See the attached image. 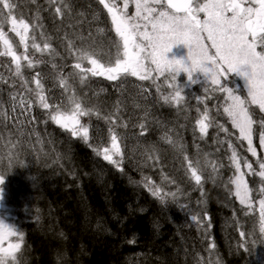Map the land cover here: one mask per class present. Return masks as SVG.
I'll return each mask as SVG.
<instances>
[{"label": "trees", "instance_id": "obj_1", "mask_svg": "<svg viewBox=\"0 0 264 264\" xmlns=\"http://www.w3.org/2000/svg\"><path fill=\"white\" fill-rule=\"evenodd\" d=\"M14 2V14L35 25L32 35L36 42L41 46L47 42L53 49L41 54L29 48V54L41 61L35 68L23 69L29 86L35 87L34 73L45 72L49 76L45 93L56 87L58 96L55 102L48 94L51 104L68 108L69 97L75 94L100 112V118H82L90 129L92 148L52 123L39 105L33 113L38 142L20 140L6 114V101L24 97L34 102L35 97L14 76L10 58L0 57V205L5 207L0 209V219L24 237L20 264H264V233L260 232L257 209L264 182L245 169V179L253 190V207L239 204L229 183L235 170L230 167L228 144L250 162L256 158L236 139L238 133L221 114L224 95L205 91L211 87L182 77L175 82L161 77L155 84L145 80L142 88L148 93V110L144 115L148 118L135 124L137 130L132 134L134 126L112 87L103 85L95 95L87 86L96 77L89 76L81 83L79 76H69L75 71L72 65L76 60L66 48L68 40L77 48L94 52L102 63L116 58L114 45L110 49L108 43H101L100 31L78 17L85 8L104 13L96 0H66L70 11L63 18L55 14L48 0ZM5 31L13 43L19 41L7 25ZM16 51L24 49L19 45ZM84 67H89L87 62ZM62 76L68 80V91L59 84ZM193 80L198 79L194 76ZM222 82L244 97L235 77L227 76ZM173 84L179 85L184 97L179 105L162 99L173 91ZM205 109L213 126L201 138L195 121ZM253 111L254 118L260 119L258 110L253 107ZM108 115L117 120L115 130L123 138L124 158L119 168L93 151L109 142L113 125L104 118ZM141 124L145 125L143 135ZM176 143L184 146L183 154L173 146ZM254 144L260 153L257 132ZM185 156L198 161L202 187L190 178ZM145 178L161 191L163 201L153 196ZM212 187L216 188L213 194ZM207 201L213 205L206 206ZM192 215L200 218L199 225ZM241 232L245 235L240 236Z\"/></svg>", "mask_w": 264, "mask_h": 264}, {"label": "snow or ice", "instance_id": "obj_2", "mask_svg": "<svg viewBox=\"0 0 264 264\" xmlns=\"http://www.w3.org/2000/svg\"><path fill=\"white\" fill-rule=\"evenodd\" d=\"M48 2L55 14L61 18L70 11L66 0ZM99 3L107 10L112 29L118 38L113 42L116 58L114 62L102 63L95 57L94 52L77 48L68 40L66 48L76 60L72 65L75 71L69 73V76H79L81 83L89 76L104 77L110 81L122 76H133L142 81L152 80L155 84L158 77L168 79L170 76L171 81L175 82L181 72L186 73L188 79L195 83L193 74L203 73L212 86L205 91L226 93L223 112L230 119L231 127L238 133L236 139L246 142V151L256 158L250 162L248 158L241 157L231 143L228 144L231 149L230 167L235 170L229 183L234 187V195L239 204L252 208L253 190L245 179L244 170H247V174L259 176L264 182V155L258 152L254 144L258 126L259 148L264 150V116L255 119L253 111L254 106L264 114V0H123L122 4L120 0H99ZM130 3L135 6L134 15H129ZM15 8L14 0H0V57L10 58L15 66L14 76L21 79L27 92L34 94V102L47 112L52 123L92 148L90 129L82 122V118L93 115L100 118V112L85 105L75 94L69 97L71 106L68 108L51 104L45 95L42 74L37 72L33 76L34 88L29 86L28 79L24 77L25 66L32 69L41 63L29 54V48L41 54L51 53L53 49L47 42L42 46L36 42L35 35H32L35 25L18 18L14 14ZM6 25L19 38L20 46L24 49L22 53L16 51L8 32L5 31ZM180 44L187 47L190 64L182 59L168 58L167 53ZM84 62L89 67H84ZM242 66H246V70L241 71ZM228 73H238L246 79V97L222 86L223 77ZM59 84L65 91L69 90L68 80L63 76ZM172 87L173 91L163 95L162 99L166 104L179 105L184 99L181 89L178 84H173ZM20 105L22 113L31 106L26 99H21ZM104 118L113 125L109 130V142L106 146L93 148V151L119 168L124 158L121 147L123 138L115 130L117 120L111 115ZM195 123L201 138L206 136L208 129L213 126L207 109ZM218 127L229 136L232 135L223 125ZM140 128L141 134H145V125L141 124ZM173 146L183 154L182 144L176 143ZM146 155L148 159L152 158L150 154ZM184 159L187 161L190 178L197 186L202 187L203 173L197 167L198 161H192L187 156ZM254 164L258 166V170ZM212 167L215 170L217 165L213 164ZM145 182L153 196L163 201L161 191L147 183V178ZM2 183L3 178H0V184ZM259 194L262 197L259 199L260 232L264 233V187L259 189ZM171 195L175 197V193ZM191 218L200 224L197 215H192ZM244 235V232L240 233V236ZM13 239L15 242H12ZM23 241L22 234L0 221V264H20Z\"/></svg>", "mask_w": 264, "mask_h": 264}, {"label": "rangeland", "instance_id": "obj_3", "mask_svg": "<svg viewBox=\"0 0 264 264\" xmlns=\"http://www.w3.org/2000/svg\"><path fill=\"white\" fill-rule=\"evenodd\" d=\"M120 2L122 4L123 0H120ZM84 10H85L84 13H81V14L79 13L80 16L78 15L79 19L81 20V23L86 22L88 27L98 29L100 31L101 43H108L110 46V49H112L114 45L113 42L118 40V38L116 37L114 30L112 29L110 16L107 15L106 13H100L99 9L97 8H93V9L85 8ZM128 12H129V15L135 14V6L133 3L129 4ZM107 28L109 29L107 30ZM187 55H188V49L183 44L175 45L172 48V50L167 53V56L169 59H182L184 60L186 64H190V61L187 59ZM244 70H246V66H242L241 71H244ZM35 74L36 73H34V75ZM194 76L196 77V79H198L196 83L202 82L212 87L209 84L210 81L205 77L203 73L196 72L193 74V77ZM227 76H233L236 78V80L239 82L241 86L240 89L242 90L244 97H246L247 96L246 79L242 77L241 75H239L238 73H228L225 77H223V80L226 79ZM178 77L186 78L187 79L186 81L188 82L190 81L188 79L187 74L184 72H181ZM159 78L161 77H158V79ZM144 81L145 80L142 81V80H139L137 77H133V76H122L115 81H110L104 77L97 76L96 79H94V81L88 83L87 90L89 92H92L95 95H98L101 92L100 89L102 88L103 85L112 87L114 90V93H116L119 96L118 98L121 101V107H123V109L127 112V115L130 118L131 127L134 126L133 132H132V134H134L137 130V126L135 124L148 118L147 115H144L145 112L148 110L147 109V98H146L148 96L147 95L148 93L142 88L143 87L142 82ZM182 83L185 85L186 82H181V84ZM222 86H224L223 82H222ZM55 91H56V87L51 89V91L49 90L48 94L50 95L51 101L56 102L58 99V96L55 93ZM219 92L222 94V96L224 95V99L221 103V107H222L221 114L227 119L228 123L231 124L230 119L223 112V108L226 106L225 101L227 99V95L226 93H223L221 91ZM21 99H24V97L22 98L12 97L6 101V106H7L6 114L9 118V122L11 124L12 129L14 130V132L16 133V135L18 136L20 140H26L31 143L38 142V139L35 136L34 115H33L34 110L38 104L37 103L32 104V106H30L26 111L22 113L21 105H20ZM260 114L264 116V114L262 113ZM1 116H2V109L0 108V117ZM258 135H259V128L257 126V136ZM244 143L246 144V142ZM258 147H259V141H258ZM260 153L261 155H264V150L260 149ZM133 157L135 156L133 155ZM0 209L2 210L5 209L3 204L2 206L0 205ZM257 209L259 211V204H258ZM5 246H7V243L5 244Z\"/></svg>", "mask_w": 264, "mask_h": 264}, {"label": "bare ground", "instance_id": "obj_4", "mask_svg": "<svg viewBox=\"0 0 264 264\" xmlns=\"http://www.w3.org/2000/svg\"><path fill=\"white\" fill-rule=\"evenodd\" d=\"M14 46H15V48L16 49H18V46L20 45V43H19V41H14ZM41 74H42V80H43V83H45L46 81H47V79L49 78V76H48V74H46L45 72H40ZM45 95L46 96H49L47 93H45ZM24 99H26V98H24ZM27 100V99H26ZM27 102L32 106V104H34V102H30L29 100H27ZM210 172V171H209ZM211 174L212 173H214V172H210ZM124 184H126V186H127V189H128V191L129 192H133V190L130 188V186H128V183L126 182V183H124ZM210 190H211V194H213L214 192H216V188H210ZM205 205L206 206H211V205H213L210 201H207V202H205ZM175 210H176V207H173ZM209 212H213V210L212 209H209ZM244 257V256H243ZM239 258H241L242 259V257H239Z\"/></svg>", "mask_w": 264, "mask_h": 264}, {"label": "water", "instance_id": "obj_5", "mask_svg": "<svg viewBox=\"0 0 264 264\" xmlns=\"http://www.w3.org/2000/svg\"><path fill=\"white\" fill-rule=\"evenodd\" d=\"M96 1H97L98 5L101 7V9L107 14V10L104 9L103 5H101V4L99 3V0H96ZM107 15H108V14H107Z\"/></svg>", "mask_w": 264, "mask_h": 264}]
</instances>
